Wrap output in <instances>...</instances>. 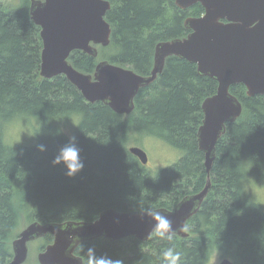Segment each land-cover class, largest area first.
I'll return each mask as SVG.
<instances>
[{"label":"trees","instance_id":"trees-1","mask_svg":"<svg viewBox=\"0 0 264 264\" xmlns=\"http://www.w3.org/2000/svg\"><path fill=\"white\" fill-rule=\"evenodd\" d=\"M109 1V44L98 46L97 57L79 50L69 56L84 73L108 60L149 74L155 45L186 36L184 19L204 12L200 3L180 9L175 0ZM28 10L29 0L10 7L0 1V264L10 262L12 240L32 221H91L110 207L173 209L182 197L200 191L207 178L196 140L201 103L217 89V82L198 74L194 63L171 56L158 77L139 89L131 113L89 103L64 75L40 76V27ZM229 90L240 100L242 113L226 124L216 144L211 188L186 222L189 235L166 240L152 234L146 241L96 238L79 244L81 251L76 248L84 264L90 247L96 256L123 264H161L167 247L182 253V264H211L214 255L234 264H264V206L250 190L264 185V95L247 96L242 83ZM69 119L75 120L72 135L62 129ZM20 121L34 130L32 144L7 140L11 125ZM143 136L165 141L179 158L153 173L129 152ZM70 144L80 150L83 163L71 176L63 162L53 163ZM51 241L46 235L39 249Z\"/></svg>","mask_w":264,"mask_h":264},{"label":"water","instance_id":"water-1","mask_svg":"<svg viewBox=\"0 0 264 264\" xmlns=\"http://www.w3.org/2000/svg\"><path fill=\"white\" fill-rule=\"evenodd\" d=\"M195 3L202 5L203 14L184 19V27L190 30L186 36L155 45L149 74L108 60L98 61L90 74L69 61L75 50L96 57L95 45L109 44L112 29L105 18L111 7L109 0H30L28 10L30 19L40 27V76L50 79L64 75L87 102L100 101L117 114L127 115L134 110L139 89L158 77L171 56L194 63L198 74L217 82L216 92L201 103L203 118L196 133L198 149L204 155L206 183L200 191L182 197L173 209L155 208L172 221L175 235L180 237L189 235L186 222L199 211L211 188L209 174L216 144L225 133L226 124L236 121L242 113V104L230 92V86L242 83L247 96L264 95V0H175L180 9ZM129 152L147 164V154L141 147L131 145ZM152 227L153 221L141 210L111 207L91 221H32L12 240L8 264H23L28 257V244L46 235H51L52 241L38 252L39 264H84L75 253L77 244L101 237L116 241L134 236L146 241L152 235ZM72 237H79L76 244ZM70 244L71 255L65 253ZM219 264L234 263L225 257Z\"/></svg>","mask_w":264,"mask_h":264},{"label":"rangeland","instance_id":"rangeland-1","mask_svg":"<svg viewBox=\"0 0 264 264\" xmlns=\"http://www.w3.org/2000/svg\"><path fill=\"white\" fill-rule=\"evenodd\" d=\"M6 6H18L20 0H0ZM30 4V0H29ZM74 119L66 120L62 123L63 131L72 135L75 125ZM34 130L31 128L25 121L15 122L11 125L9 132L7 134V140L11 144H25L29 145L34 142ZM133 145L141 147L147 154V168L153 171V173L157 172L163 167L169 166L174 163L180 156L179 152L175 150L172 146L167 144L165 141L157 138H152L148 136H143L139 138L137 143ZM251 192H253V196L261 202L264 206V185L263 183L254 184L250 186ZM26 225H22L20 230ZM44 238L36 239L28 244V257L27 260L23 264H33L38 263L37 254L42 251L39 249L41 244L44 242ZM222 258L220 256L214 255L211 260V264H219Z\"/></svg>","mask_w":264,"mask_h":264},{"label":"clouds","instance_id":"clouds-1","mask_svg":"<svg viewBox=\"0 0 264 264\" xmlns=\"http://www.w3.org/2000/svg\"><path fill=\"white\" fill-rule=\"evenodd\" d=\"M74 139V138H73ZM40 150L43 151L44 146H39ZM80 150L70 144L63 147L60 150V154L55 158L53 163L63 162L68 169L67 174L73 175L78 172L82 167L83 163L79 160ZM146 216L150 217L153 221L152 234L158 238L171 240L175 235V231L172 228V221L161 212L157 211L155 208H150L147 210H141ZM73 244L79 240V237H72ZM73 244H70L68 248L65 249L66 254H70L69 249H72ZM76 247L81 251L83 246L77 244ZM85 257V264H123L121 260H113L105 256H96L94 248H88ZM161 264H182V253L176 250L174 247L165 248L160 255Z\"/></svg>","mask_w":264,"mask_h":264},{"label":"flooded vegetation","instance_id":"flooded-vegetation-1","mask_svg":"<svg viewBox=\"0 0 264 264\" xmlns=\"http://www.w3.org/2000/svg\"><path fill=\"white\" fill-rule=\"evenodd\" d=\"M189 32H190V30H189ZM189 32H188V33H189ZM98 46H101V45L96 44V45H95L96 49L98 48ZM82 53H83V52H82ZM97 53H98V52H97ZM84 54H85V53H84ZM96 57H97V56H96ZM99 61H100V60H99ZM97 63H98V62H97ZM118 65H119V64H118ZM124 67H125V66H124ZM94 70H95V69H94ZM90 74H93V73H90Z\"/></svg>","mask_w":264,"mask_h":264}]
</instances>
